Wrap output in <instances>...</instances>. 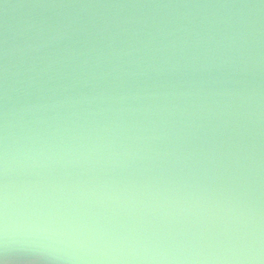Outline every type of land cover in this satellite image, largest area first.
Returning a JSON list of instances; mask_svg holds the SVG:
<instances>
[{
  "label": "water",
  "instance_id": "obj_1",
  "mask_svg": "<svg viewBox=\"0 0 264 264\" xmlns=\"http://www.w3.org/2000/svg\"><path fill=\"white\" fill-rule=\"evenodd\" d=\"M162 58L195 71L72 78ZM163 84L200 94L107 99ZM0 125V264H120L168 232L224 248L264 229V0H0Z\"/></svg>",
  "mask_w": 264,
  "mask_h": 264
},
{
  "label": "clouds",
  "instance_id": "obj_2",
  "mask_svg": "<svg viewBox=\"0 0 264 264\" xmlns=\"http://www.w3.org/2000/svg\"><path fill=\"white\" fill-rule=\"evenodd\" d=\"M136 51H139V49ZM127 54L128 53H125V55ZM117 55L119 54L117 53ZM86 64L87 61H84V64L81 65V69H83ZM163 65H168V60L166 58H162L160 66L150 61H143L142 64L137 63L136 71H125L122 66L116 65L110 73H85L82 70L79 76L73 73L72 78L78 82L80 79H83L85 75L92 79H103L112 76L114 79H118L123 83L125 77L132 80L140 78L152 79V73H155L156 76H164L169 72L172 74L181 73L187 76L190 71H195L194 58L192 61L185 58L184 64H181L178 60L174 65H169L168 67H164ZM189 87L191 88V85ZM158 88L162 90H158ZM141 94L145 97L151 96L153 99H156L157 97H175L177 95H199L200 89H197L196 92L193 93L190 90L178 92L176 87L172 84L154 85L152 89L141 86L137 87L134 92H127L122 95H108L107 99L112 101H116L118 98L120 100H125L129 97L132 99H139ZM105 95L106 93L104 91L99 93L100 97H104ZM80 102L79 99H73L71 96H66L64 101H58L59 104L69 103L72 105ZM112 111L122 114L128 111L137 112L139 109H126L121 107L118 109L113 108ZM151 111V108L144 109L145 113ZM174 111H176V109L169 106L156 108L157 113L164 112L170 115ZM113 123H115V121H113ZM150 123L153 125L154 129L156 127L155 121H150ZM161 123H167L166 117H161ZM117 127L128 128L122 116ZM132 127L136 128L137 133L140 131L141 127L144 131H149L147 126L144 125H140L139 127L132 125ZM140 138L143 139V137ZM145 239L153 245L152 248L145 249L142 254L117 256L112 257V259L119 261L120 264H264V229H257L249 233L246 237L237 236L235 239H230L226 247L209 251H204L200 246L199 240H193L187 233L175 234L168 232L167 235L158 233L155 239L152 235L146 236Z\"/></svg>",
  "mask_w": 264,
  "mask_h": 264
},
{
  "label": "snow or ice",
  "instance_id": "obj_3",
  "mask_svg": "<svg viewBox=\"0 0 264 264\" xmlns=\"http://www.w3.org/2000/svg\"><path fill=\"white\" fill-rule=\"evenodd\" d=\"M3 128L0 125V216L6 211L7 199H8V180L6 167L4 163V137L2 135Z\"/></svg>",
  "mask_w": 264,
  "mask_h": 264
}]
</instances>
